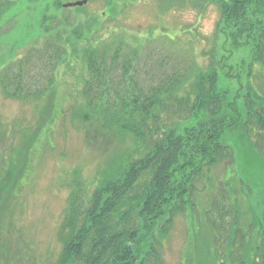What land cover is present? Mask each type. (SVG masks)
<instances>
[{
  "label": "rangeland",
  "instance_id": "1",
  "mask_svg": "<svg viewBox=\"0 0 264 264\" xmlns=\"http://www.w3.org/2000/svg\"><path fill=\"white\" fill-rule=\"evenodd\" d=\"M205 5L195 0H0V264H59L68 234L66 213L78 184L90 194L132 148V140L121 135L88 144L72 115L84 104L86 49L111 57L124 43L120 66L137 49L129 77L145 85L175 74L194 75L224 57L226 68L234 70L229 76L237 75L225 82L231 94L239 91L241 113L250 83L264 95V55L254 66L252 60L259 33H240L232 44L221 33L219 8ZM79 22L84 26L75 38L83 41L76 42L72 29ZM219 81L224 82L222 75ZM115 85L123 83L115 77ZM57 108L61 116L50 125ZM242 129L230 138L248 141ZM223 171L220 165L215 177ZM237 171L251 187V204L260 218L264 157L246 149ZM167 224L158 222L156 228L165 261L181 264L190 237L188 217L179 215ZM208 237L206 230L199 236L197 264H214Z\"/></svg>",
  "mask_w": 264,
  "mask_h": 264
},
{
  "label": "trees",
  "instance_id": "2",
  "mask_svg": "<svg viewBox=\"0 0 264 264\" xmlns=\"http://www.w3.org/2000/svg\"><path fill=\"white\" fill-rule=\"evenodd\" d=\"M195 1L219 8L221 33L232 44L240 33H259L263 42L258 36L257 44L253 41L254 66L264 55V0ZM83 26H73L72 37ZM123 48L124 43L111 57L97 49L84 51L89 72L84 104L72 115L88 144L121 135L132 140V148L90 194L78 184L66 213L68 234L59 264H167L157 223L165 228L179 215L190 224L181 264L198 263L197 242L205 230L214 264H264V213L255 214L251 187L237 171L246 149L264 157V95L250 83V99L242 96L241 113L239 91L231 94L225 82L237 75L229 76L234 70L226 68L224 57L194 75L175 74L145 85L129 77L137 49L118 64ZM62 55L56 49L59 61L65 60ZM113 76L121 87L112 86ZM61 112L56 109L50 125ZM239 127L248 141L230 138ZM220 165L224 171L217 178Z\"/></svg>",
  "mask_w": 264,
  "mask_h": 264
},
{
  "label": "water",
  "instance_id": "3",
  "mask_svg": "<svg viewBox=\"0 0 264 264\" xmlns=\"http://www.w3.org/2000/svg\"><path fill=\"white\" fill-rule=\"evenodd\" d=\"M79 5H82L81 3Z\"/></svg>",
  "mask_w": 264,
  "mask_h": 264
}]
</instances>
